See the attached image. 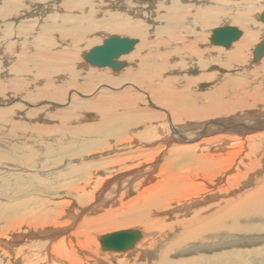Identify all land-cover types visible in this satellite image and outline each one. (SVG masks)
Listing matches in <instances>:
<instances>
[{"label":"bare ground","instance_id":"obj_1","mask_svg":"<svg viewBox=\"0 0 264 264\" xmlns=\"http://www.w3.org/2000/svg\"><path fill=\"white\" fill-rule=\"evenodd\" d=\"M43 1L32 3L31 11L35 10L36 14H41L45 9H50L52 4L47 0ZM115 1L88 0L82 4L79 0H71L76 9L73 11L74 15L64 20L63 17L60 18L62 22L56 25L44 23L41 26L43 31L36 34L38 42L35 43L33 38L36 50L33 54L30 53V62L35 67H29L27 59L20 57L22 54L18 55L20 60L22 59L16 64L18 68L15 69L17 66L11 65L10 70L16 74L19 85L25 81L18 77V73L36 68L39 75L43 76L40 79L42 87H39L32 97L28 96L32 101L28 104L33 107L43 103L40 109H46L43 114H40L42 111L33 112L35 117L32 119L31 131L37 139L24 138L22 134H18L16 122L0 125V187L16 189L14 187L18 185L34 182L38 192L48 191L49 185L54 184L46 180L49 170L42 166H55V163L68 159L73 161L70 155L90 157V151L93 150L99 154L108 151L109 154V150L118 145L117 141L127 138L128 140L125 141L126 149L120 147L121 150H116L114 157L113 154L106 155V159L101 162L88 165L82 162L79 166L70 161L66 162L63 165L65 168L54 174L60 187L66 191L42 201L40 207L34 208L30 201L18 203L20 199L17 200L16 197L7 204L0 201V204L6 207L0 209V218H7L4 233H0V264H108L109 258H112L115 264H218L222 254L233 252L236 257L245 252L233 248L232 251L230 248L211 257L196 252L189 256L180 253L200 250L203 246L217 247L216 242L224 244V241H228L230 246L246 245L259 237L256 235L257 237L244 238L245 235L238 236L235 233L243 229L241 232L258 231V224H241V221L252 223L256 221H252L254 218L264 217V53L258 60L252 58L251 61L249 52L251 49L253 55L256 46L264 44V41H261L256 46L253 45L257 38L264 37V30L263 34L258 33L259 29L254 30L255 21L257 18L260 20L263 12L264 0H240L237 4H231L230 0H168L170 9L166 14H162V20L150 19L149 12L148 20L142 16L138 19L142 8L138 9L141 6L136 4L151 0H119L123 2L120 6L125 10L119 9L116 13H109L105 7L119 6ZM227 1V5L221 3ZM61 4L63 6V3ZM162 7L161 4L159 8ZM222 9L231 10L227 13L229 17L226 20L230 22L229 26L235 24L241 28L238 29L241 32L239 37L230 48L228 47L229 50H218L216 46L209 44L208 38L205 40V32H197V35L203 36L199 37L194 34L193 28H184L196 23L197 30L204 31L205 28L217 24L222 16ZM256 11L260 12L254 15ZM31 18L34 19L33 16ZM156 20H160L158 25L162 23V26L151 23ZM32 22L29 25L24 23V27L35 25V21ZM224 26L227 25L216 26L214 29ZM181 31L183 35L179 34ZM107 32L129 35L137 41L131 51L123 54L128 55L124 56L127 58L121 55L116 59L125 63L122 73L120 70L117 72L118 77L107 74L105 70L96 73L97 70H91V67L88 68L84 63L91 47L95 43H101ZM21 34L23 32L15 35ZM211 34L212 31L208 33V37ZM30 36L33 34L24 32L26 39L22 43L23 52L33 50ZM56 42L58 44H55ZM81 47H86L88 51L83 52ZM209 47H212L211 50ZM179 54L185 55L183 63L180 62V57L174 56ZM172 60L176 65L171 64ZM187 66L194 67L186 71ZM79 71L82 72L81 78L74 76L75 72L78 75ZM61 72L67 75L55 76ZM93 74L97 77L95 84L90 80ZM166 74L168 77H164ZM5 75L8 77L4 80L11 84V76L4 71L0 73L1 79ZM86 78H89V81ZM58 82H63L67 88H59ZM41 83H38L39 86ZM103 84L113 87H108L111 90H107L104 88L107 86ZM196 84L197 89L201 91L188 88ZM19 85L13 86L14 89L20 88ZM160 86L165 88L166 92L160 89ZM139 87L146 93V97H149L145 103L146 107L151 108L142 107L140 102L146 99L143 100L144 96L134 93L132 89L139 90ZM116 89L118 91H112ZM63 92H68V112L63 108L53 107L58 105L55 101H60V104L64 102ZM74 92L82 94L79 97ZM1 93L2 103L15 97L8 92ZM235 95H238L236 100ZM150 98L158 105V110H164L166 115L170 114L184 125L172 127L171 134L167 135L162 129L163 122L145 123L150 116L162 117L161 113L152 110L155 105ZM48 108L59 110L55 114L57 117L69 116L70 121L79 117L80 120H66L65 124L62 123L54 130L51 125L54 121L46 118ZM5 120L8 122L9 118ZM180 129L194 131L183 134ZM130 132L132 136L128 134ZM196 137H201V142L193 148L187 146L183 151L186 145L181 143ZM6 140L12 143L7 145L14 146L17 150L12 148L10 153H7V145L4 143ZM140 142L161 145L156 150V146L150 147L154 151L147 150L148 153L143 152V149H134L136 152H133V156H143L145 161L134 163L124 171V164H128L125 161L131 162L133 156L127 160L122 151L136 148L131 146L132 144L142 145ZM75 146L80 149L73 150ZM3 160L18 162L20 165L13 167L22 177L3 175ZM35 164L42 174H33ZM87 167H93V171L88 172ZM52 171L56 172L55 169ZM65 172L66 176L75 177L77 174H89V181H74L72 184L76 188H71L70 180L66 181L62 176ZM22 189L27 190L25 187ZM19 193L23 195L22 191ZM64 216L71 220V224L66 223L68 227L64 223L62 227H46L47 223L54 225ZM134 225L140 228L125 229L140 231V238L133 248L107 249L108 251L103 249L102 237L115 236L116 233L108 231L105 234L106 230ZM74 226L80 228V236H84L83 242L90 247L84 256L75 254V249L68 246L71 241L68 237L64 238L71 235L70 229ZM259 239L264 240V237ZM251 250L255 253L264 251L260 246Z\"/></svg>","mask_w":264,"mask_h":264},{"label":"rangeland","instance_id":"obj_2","mask_svg":"<svg viewBox=\"0 0 264 264\" xmlns=\"http://www.w3.org/2000/svg\"><path fill=\"white\" fill-rule=\"evenodd\" d=\"M6 1V2H5ZM15 1V2H14ZM42 1L43 0H35L34 2H31V1H25V0H0V11H4L5 12V14H4V12L2 13H0V17H1V20H0V53L2 54H0V56H1V58H0V73H3V71L5 72V74H8L9 76H11V84L10 83H8L7 84V82L8 81H6V80H4V79H7V77L8 76H4V78H2L1 79V77H0V93L1 92H4V93H10L11 95H13V96H15L14 98H11V100L10 101H8V102H6V103H2L1 101H0V110H3V111H0V125L1 126H3V124L2 123H5V124H7V125H11L12 123H15V126H16V128H17V131H18V134H22V136L24 137V138H32V139H37V137H36V135L31 131V129H32V127H33V120L32 119H34V117H35V114L34 113H37V112H39V111H42L40 114H43V111L45 112V109H43V108H41L40 109V107H43V103H41V104H39V105H37V106H33V107H31L29 104H28V102L29 103H31L32 101H30L29 100V97H32L33 95H34V93H35V91H37L38 89H40L41 87H42V83L40 82L41 80V78L43 77V76H41V75H39L40 73H39V71L36 69V68H32L29 72L28 71H25L24 73L22 72V73H18L19 75H18V77L21 79H24V81L25 82H22V84L21 85H19L20 84V82L16 79L17 77H16V74L14 75V73L10 70L12 67H11V65H16V64H18L19 63V61L21 62V60L23 59V57H25L27 60L26 61H28V62H26L27 64H29V67H35V65L32 63V62H30V56L35 52V50H36V45H34L36 42H38V39H37V37H36V34L38 35V34H40V32H42L43 30H42V25L44 24V23H52V24H55L56 25V23H61L62 22V20H64V19H66L68 16H71V15H74V13H73V11H75L76 9H74L75 7H73V4H72V2H71V0H47L48 2H50L52 5L49 7L50 9H45L44 10V12L43 13H41V14H36V11L35 10H33V11H31V6H32V3L33 4H38V3H42ZM80 2L82 1V0H79ZM85 1H88V0H83L81 3L83 4V2H85ZM93 1V0H92ZM153 1V2H152ZM237 1H239L240 2V0H230V2H231V4H237L238 2ZM3 2V3H2ZM44 2V1H43ZM53 2V3H52ZM67 2V3H66ZM71 2V3H70ZM225 2V1H224ZM12 3V4H11ZM61 3H63V6H62V4ZM115 4H117V3H119V6L117 5V6H108L107 8L105 7V9L109 12V13H116V12H118V10L120 9V10H122V11H124L125 10V8H123L122 6H120V4H122L123 2L121 1H119V0H116L115 2H114ZM156 3V4H155ZM170 2L168 1V0H151V1H146V2H141V4L139 3V4H136V6L137 5H139V6H141V7H138V9L139 8H142V9H140V11H139V14L140 15H138V19H140V16H142L143 17V19H147L148 20V12H149V17H150V19H154V18H158V19H161L162 20V14H166L168 11H169V7H168V4H169ZM222 4H225V5H227L228 4V1H227V3H223V2H221ZM7 4H9L8 6H7ZM155 4V5H154ZM158 4V5H157ZM162 4L163 5V7L162 8H159V6ZM19 5V7H17V6ZM70 5V6H69ZM165 5V6H164ZM15 6V7H14ZM67 8H66V7ZM87 6V5H86ZM136 6H134V7H136ZM156 6V7H155ZM69 7L71 8L72 7V9H69ZM148 7V8H147ZM2 8H3V10H2ZM9 8H11V9H9ZM27 8V9H26ZM59 8V9H58ZM165 8H167V9H165ZM14 9V10H13ZM65 9V10H64ZM71 10V11H69V10ZM149 9V10H148ZM154 9V10H153ZM164 9V10H163ZM18 10V11H17ZM48 10V11H47ZM53 10V11H52ZM56 10V11H55ZM110 10V11H109ZM156 10V11H155ZM28 11V12H27ZM60 11V12H59ZM158 11V12H157ZM190 11H192V10H190ZM59 12V13H58ZM70 12H72V13H70ZM159 13V15L157 16V13ZM222 16H220V20H218V22H217V24H214V25H212V26H210V27H208V28H205L206 30H204V31H198L197 30V26H198V24H196V23H191V24H189L188 25V27L186 26V27H184V28H187V29H192L193 31H194V34L195 35H197L196 33L198 32H200V33H202V32H205V40L208 38V41H209V44H211V45H213V46H216V48L218 49V50H229V48H225V47H223V46H218V45H214L213 43H211V41H210V37H208V33H211V31L217 26V27H219V26H222V25H229L230 24V22H228V21H226V20H228V18L227 17H229V15L227 14V13H229V12H231V10H228V9H225V10H223L222 9ZM260 12V11H259ZM258 11H256L255 13H254V15L255 14H257V13H259ZM23 13V14H22ZM48 13V14H47ZM60 13H61V16H60ZM67 13H69V14H67ZM11 14V15H10ZM15 14V16H12V15H14ZM18 14V16H16ZM25 14V15H24ZM65 14V15H64ZM188 15H191V13H187ZM3 15V16H2ZM4 15H6V16H4ZM20 15V16H19ZM35 15V16H34ZM43 15V16H42ZM152 15V16H151ZM228 15V16H227ZM33 16V18L34 19H32L31 17ZM49 16V17H48ZM52 16H53V18H52ZM60 16V17H59ZM104 16V15H103ZM154 16V17H153ZM3 17H4V19H3ZM14 17H18V19L16 20ZM23 17V18H22ZM62 17H63V19H62ZM98 18H101V16H97ZM221 17H223L222 19H221ZM11 18V19H10ZM20 18H22V19H20ZM37 20H36V19ZM49 18V19H48ZM56 18H57V20H56ZM62 20H61V19ZM9 19V20H8ZM27 19V20H26ZM46 21H45V20ZM55 19V20H54ZM32 20H33V22H32ZM222 20V21H221ZM11 21V22H10ZM16 21L18 22V23H16ZM27 21V22H26ZM29 21H31L32 23H34V21H35V25H33V24H31L29 27L27 26H25L24 27V23L26 24V25H29L31 22H29ZM38 21H39V23H38ZM51 21V22H50ZM157 21V22H156ZM156 21H151V23L153 24H156L157 26H162V23L160 24V25H158L159 23H160V20H156ZM7 22V23H6ZM13 22V23H12ZM256 23H255V27H254V30H260V28H261V30L259 31L258 30V33L260 32V34L262 33V31L264 30V23L263 22H261L258 18L256 19V21H255ZM9 23V24H8ZM224 23V24H223ZM12 24V25H11ZM196 24V25H195ZM2 25V26H1ZM8 25V26H7ZM232 26H234V27H236L237 29H241V28H239V26H237V25H235V24H231ZM3 26H5V27H3ZM17 27V28H16ZM19 28V29H18ZM24 28V29H23ZM30 29V30H29ZM209 29H211L210 31H209ZM2 30V31H1ZM24 30V31H23ZM42 30V31H41ZM200 30V29H199ZM7 31V32H6ZM55 31V30H54ZM54 31H51V32H54ZM13 32V33H12ZM19 32H23V34H21V35H18V36H16L15 34H17V33H19ZM24 32L26 33V32H28V33H30L31 35L33 34V36H30L29 37V40L30 41H32L33 40V38H34V42L32 41V44H33V50H31V51H29V52H23L22 51V43L24 42V39H26V38H24ZM208 32V33H207ZM243 32V31H242ZM175 33H178V31H175ZM179 34H181V35H183V32L181 31ZM263 34V33H262ZM23 35V41H22V38H21V36ZM111 35H118V36H126V37H132V36H129V35H120V34H118L117 32H107L106 34H105V36L103 37V41H104V39H106L107 37H109V36H111ZM197 36H199V37H203L202 35H200V34H198ZM25 37H26V35H25ZM36 37V38H35ZM54 37V36H53ZM20 39V41H19V39ZM136 38V37H135ZM139 38V37H138ZM9 39V40H8ZM97 39V38H96ZM138 40V39H137ZM22 41V42H21ZM103 41L101 42V43H95L94 44V46H96V45H99V44H102L103 43ZM261 41H264V37H262V38H257V40L253 43V45L254 46H256L258 43H260ZM10 42V43H9ZM18 42H19V45H18ZM178 43H179V41H177ZM11 44V45H10ZM55 44H58L57 42L55 43ZM232 44V43H231ZM230 44V45H231ZM7 47H6V46ZM15 45V46H14ZM9 46V47H8ZM18 46V47H17ZM93 46V47H94ZM11 47V48H10ZM24 47H26V45L24 46ZM91 47V46H90ZM93 47H91V48H93ZM10 48V49H9ZM90 48V49H91ZM211 48L212 47H209V50H211ZM252 48V47H251ZM81 49H82V51L84 52H87L88 51V49H86V47H81ZM89 49V50H90ZM9 50V51H8ZM10 50H13V51H10ZM14 50H16V51H14ZM18 50V51H17ZM65 50V49H64ZM63 50V51H64ZM19 51L21 52V53H19ZM11 52V53H10ZM249 52H251V61H252V58H253V55H252V50L250 49L249 50ZM30 53H32V54H30ZM19 54H22V55H20V57L22 58L21 60H20V57L18 56ZM24 54V55H23ZM28 54V55H27ZM30 54V55H29ZM124 56H128V55H123L122 57L123 58H127V57H124ZM132 56H134V55H132ZM175 57H180L181 58V63H183V59L185 58V55H183V54H179V55H174ZM3 57V58H2ZM8 57H10V58H8ZM18 58V59H17ZM13 59H15V60H13ZM16 59L18 60V62L16 61ZM131 59H134L133 57H131ZM6 60V61H5ZM254 62V61H253ZM12 63V64H11ZM81 63H82V61H81ZM84 63L88 66V68H90L91 70H97L96 71V73L97 72H104V70H105V72L107 73V74H111L112 76H119L118 75V71H113L110 67L108 68V66H106V67H98V66H94V65H92V64H90V63H88L87 62V60H86V58H84ZM2 64V65H1ZM31 64V65H30ZM171 64L172 65H176V62L174 61V60H172L171 61ZM216 64H218V63H216ZM17 66V65H16ZM28 66V65H27ZM10 67V68H9ZM93 67V68H92ZM194 66H187L186 68H185V70L186 71H188L189 69H192ZM208 67V66H207ZM207 67H205V69L204 70H206L207 69ZM8 68V69H7ZM18 68V66L17 67H15V69H17ZM28 68V67H27ZM97 68V69H96ZM98 68H99V70H98ZM188 68V69H187ZM5 69V70H4ZM171 68H168V70H170ZM123 69H120V73H122L121 71H122ZM111 71V72H110ZM9 72V73H8ZM205 72H207V71H205ZM13 73V74H12ZM16 73V72H15ZM27 73V74H26ZM35 73V74H34ZM82 73V72H81ZM80 73V71H79V73H78V75H77V72H75V74H74V76H78L77 78H81L82 77V74ZM95 73V74H96ZM185 73V72H184ZM24 74V75H23ZM64 74V75H63ZM65 74L66 73H63V72H61V73H58L57 75H55V76H65ZM95 74H93L94 75V78H93V75H91L92 77H91V83L92 84H95L96 83V75ZM67 75V74H66ZM79 75H80V77H79ZM172 75V74H171ZM29 76V77H28ZM36 76V77H35ZM173 77H174V75H172ZM189 76H192V75H189ZM32 77V78H31ZM164 77H168V74H166ZM77 78L75 79V81L74 82H76V80H77ZM28 80L30 81V82H28ZM35 82H34V81ZM86 80L87 81H89V78H86ZM67 81H69V79H67ZM32 82V83H31ZM34 82V83H33ZM28 83V84H27ZM41 83V85L39 86V84ZM61 83V84H60ZM202 83H204V82H202ZM7 85V87H6V85ZM25 84V85H24ZM60 84V85H59ZM63 84V82H58V87L59 88H67V86L66 85H62ZM2 85V86H1ZM12 85V86H11ZM20 86V88L19 87H17L16 88V90L14 89L16 86ZM28 85V86H27ZM31 85V86H30ZM104 86H107V87H104L105 89H109V88H112L113 86L112 85H110V84H103ZM160 85H162V84H160ZM13 86H15V87H13ZM23 86V87H22ZM34 86V87H33ZM38 86V87H37ZM62 86V87H61ZM10 87V88H9ZM12 87V88H11ZM22 87V88H21ZM26 87V88H25ZM40 87V88H39ZM109 87V88H108ZM194 87V88H193ZM2 88V89H1ZM5 88V89H4ZM24 88V89H23ZM28 88H30V89H28ZM69 88V87H68ZM188 88H191V90L192 91H196V90H198L197 89V84L196 85H194V86H192V87H188ZM14 89V90H13ZM35 89V90H34ZM133 89V91H134V93H136V94H141L142 96H144V99L143 100H145L146 99V101H141L140 103L142 104V107H145V108H151V106H149V107H146V105H145V103H147L148 101H147V98H149V97H146V93L144 92V91H142L141 90V87H139V90H137L138 88H132ZM160 89H162L164 92H166V90H165V88H163L162 86H160ZM8 90V91H7ZM22 90V91H21ZM24 90V91H23ZM109 90H111V89H109ZM168 90V89H167ZM19 91H21V94L19 93ZM25 91H26V93H25ZM112 91H118V89H116V90H112ZM198 91H201L200 89L198 90ZM16 92V93H15ZM33 92V94H31ZM27 94V96L25 97V94ZM29 93V94H28ZM75 94H77L79 97L81 96L80 94H82V92H79V93H77V92H74ZM15 94V95H14ZM17 94H18V96H17ZM24 94V95H23ZM63 94H64V102L62 103V104H60L61 102L60 101H55V102H57L58 103V105L57 106H53V107H55V108H63V110H65L66 112H68V108H69V106H70V100L68 101V97H67V95H68V92L67 93H64L63 92ZM29 96V97H28ZM21 97V98H20ZM25 97V98H24ZM28 97V98H27ZM16 98V99H15ZM27 98V99H26ZM21 99L23 100V101H25V105L23 106V101H21ZM26 99V100H25ZM151 99V98H150ZM236 99H238V95H235V100ZM0 100H3V94L1 93L0 94ZM44 100V99H43ZM153 99H151V101H152ZM4 101H6V100H4ZM230 101H232V100H230ZM153 102V101H152ZM4 104H5V106H4ZM153 104L155 105V107H157V108H155V107H152V110L154 111V112H157L158 114H160L161 113V115H162V117H160V115H155V116H153V117H149V118H147V120L148 121H145V123L147 122V123H152V124H157V122H163V125H162V129L164 130V133H166L167 135H170L171 134V131H172V127H174V128H177L179 125H182L183 123H180L181 121L180 120H176L174 117H172L170 114L169 115H166L165 114V111L164 110H158V105L157 104H155L154 102H153ZM19 107H18V106ZM29 105V106H28ZM18 107V108H17ZM22 107V109L20 110L19 108H21ZM39 107V108H38ZM36 108V109H35ZM16 109V110H15ZM49 109V110H48ZM47 110H48V112H47V110H46V112H47V114H46V118H51L53 121H54V123H52L51 125L53 126V128H55L54 130H56V129H58L60 126H61V124L62 123H64L66 120L67 121H70L69 119H68V117L69 116H66L67 117V119H66V117L65 118H63V117H57L55 114H56V112H59V110H56V109H50V108H48ZM121 109H122V107H121ZM120 109V110H121ZM24 110H25V112H24ZM28 110H30V111H32V112H30V111H28ZM56 110V111H55ZM12 111V112H11ZM51 111H53V112H51ZM27 112H29V113H27ZM34 112V113H33ZM21 113V114H20ZM19 114V115H18ZM45 114L43 115V116H45ZM49 114V117H47V115ZM19 117H18V116ZM23 115V116H22ZM29 115H31V116H29ZM54 115V116H53ZM11 116H12V118H11ZM26 116V117H25ZM29 116V117H28ZM52 116H53V118H52ZM21 117V118H20ZM33 117V118H32ZM5 118H9V121L8 122H6V120H5ZM69 118H71V117H69ZM21 119V120H20ZM27 119V120H26ZM62 119H63V121H62ZM170 119V120H169ZM174 119V120H173ZM77 120H80L79 119V117H78V119ZM76 120V118H75V120H72V121H70V122H76L77 121ZM150 120V121H149ZM1 121H3V122H1ZM11 121H12V123H11ZM60 121V122H59ZM178 121H180V122H178ZM206 122H208V121H206ZM42 123V122H41ZM175 124V125H172V124ZM65 124V123H64ZM67 124V123H66ZM43 125V124H42ZM184 125V124H183ZM117 126V125H116ZM116 126H114V127H116ZM120 130V129H119ZM181 130V129H180ZM182 131V130H181ZM192 131H194V129H192V130H183L182 132H183V134H189L190 132H192ZM118 132V131H117ZM121 132H122V130H121ZM127 133V132H126ZM130 136H132V132H130V133H128ZM120 135V134H119ZM122 140V139H121ZM117 141V146H115V147H113L112 148V150H109V154H108V151L106 152V153H100L99 154V152H96L95 153V151L93 150V151H90L91 153V155H90V157H87V156H89V155H70V158H72L73 159V161H70V159H68V160H64V161H62V162H60V163H55V166L53 165V166H51V164H49V165H47V166H42L43 168H45V169H48L49 171H48V173H47V178H46V180H49V182H50V184H54V185H49V190L48 191H45V192H42V193H40V192H38L37 190H36V184L34 183V182H32V183H24V184H21V185H18V186H16V187H14V188H16V189H4V188H2V186L0 187V201H2L4 204H7V202H9V201H11V200H15V197L17 198V200L18 199H20L19 201H18V203L19 202H22V201H30L31 202V204H32V206L34 207V208H37V207H40L41 206V203H42V201H45V200H48L49 198H51V197H56V196H58L59 194H62L64 191H66V189L65 188H61L60 187V185L58 184V182L56 181V178H55V176H54V174H56L59 170H63L64 168H65V166H63L66 162H69L70 161V163L71 162H73L74 164H76V165H80L82 162H84V163H86L87 165L88 164H92V163H98V162H101V161H103V160H105L106 158H105V156L107 155V156H112V154H113V156L112 157H114L115 155L114 154H117L116 153V150H121V148L120 147H122V148H124V149H126V142L125 141H127L128 140V138L126 139V140H122V141ZM7 142V143H6ZM201 142V137H196V138H194V139H192V140H184L181 144H183V145H186V147L185 148H183V151L187 148V146H191L192 148L194 147V146H196L198 143H200ZM4 143H5V145H7V144H12L11 142H9V141H4ZM140 143H142V142H140ZM176 144H178L177 142H175ZM145 144V145H144ZM156 144V145H155ZM149 145V146H148ZM159 145H161V143H159ZM158 145V143H154V144H150V143H142V145H135V144H132L131 146H134V147H136V148H130L129 149V151H122L123 153H125L124 154V157H125V159H129V158H131L132 156H133V152H136L137 150L136 149H138V150H141V149H143V150H145V151H143V152H146V153H148V152H151V151H154V149L156 150V148L158 149V147H160ZM37 146L38 147H40V144L39 143H37ZM86 146V145H85ZM124 146V147H123ZM130 146V145H129ZM129 146H127V147H129ZM144 146H146V147H144ZM147 146L150 148H153L154 146H156V147H154V149L153 150H151V148L150 149H148L147 148ZM82 147H84V146H82ZM144 147V148H143ZM12 148H14V149H16L14 146H10V145H7L6 146V151H7V153H10V150L12 149ZM140 148V149H139ZM145 148H147V149H145ZM42 149V148H41ZM80 149V147L79 146H75V148L73 149V150H75V151H77V150H79ZM136 150V151H133V150ZM17 150V149H16ZM43 150V149H42ZM72 150V151H73ZM132 150V151H131ZM147 150H149L148 152H147ZM103 151H106V150H103ZM102 151V152H103ZM115 151V152H114ZM87 152V151H86ZM111 152V153H110ZM61 153L62 152H60V155H61ZM59 154V153H58ZM103 154V155H102ZM120 154H122V153H120ZM73 156V157H72ZM148 156V155H147ZM82 157V158H81ZM144 158V159H143ZM83 160V161H82ZM4 161V163H3V165H2V167H3V169H2V171H4L3 172V175H8V174H13V175H17V176H21L22 177V174L20 173V172H18L14 167H17V166H19L20 164L18 163V162H11L10 160H3ZM143 161H145V157H143V156H139V157H135V156H133V159H132V161L131 162H129V160L128 161H125L126 163H128V164H124V166H123V170L124 171H126L127 169H129V168H131L132 167V164H134V163H139L140 164V162H143ZM69 163V164H70ZM118 165H120V164H118ZM14 166V167H13ZM126 166V167H125ZM63 167V168H62ZM51 168H52V170L53 169H55V171L56 172H53L52 170H51ZM57 168H60V169H57ZM33 169H34V172H33V174H42L41 172H39L38 170H39V167H38V165H34V167H33ZM93 167H91V168H88L87 167V170H88V172H92L93 170ZM50 172V173H49ZM53 173V174H52ZM66 172L64 173V174H62V176H63V178L64 179H66V181L67 180H70V187L71 188H76V187H73V184L72 183H74V181H82L83 179L84 180H86V181H89V174H86V173H82L81 175H79L78 176V174H77V177H75L74 175H69V176H66ZM73 176V177H72ZM81 176V177H80ZM72 177V178H71ZM79 179V180H78ZM83 180V181H84ZM21 182H23V180L21 181ZM83 184V183H82ZM27 188V190H28V192L26 193V191L24 190V189H22V188ZM14 190V191H13ZM68 190V189H67ZM19 191H22V193H23V195H20L21 193H19ZM24 191V192H23ZM71 191V190H70ZM69 197H66V199H68ZM60 199H56V201H59ZM88 206H90L89 204H88ZM1 208H6L5 207V205H3V204H0V209ZM65 219V220H64ZM254 220H256L255 222H247V221H241V224H258L257 225V228H259V230L258 231H251V232H241V231H243V230H241V231H238L237 233H235L236 235H245L244 236V238H248V237H251V236H256V235H259V237H264V217H257V218H254L252 221H254ZM257 220H259V221H257ZM79 221V220H78ZM68 222V223H67ZM263 222V223H262ZM71 224V220L69 219V218H67V217H61V218H59V221H58V223H56V224H54L53 225V223H47V226L46 227H49V228H53V227H62L64 224ZM262 223V226L260 225ZM6 224H7V218H0V233H4V228H5V226H6ZM50 224V225H49ZM66 224V227H68V225ZM52 225V226H51ZM138 225H134V227H124V228H114V229H110V230H106V232H104L105 234L108 232V231H110V232H108V233H113V232H115V231H121V230H125V229H130V228H140V227H137ZM263 230H262V229ZM46 229H48V228H46ZM45 229V230H46ZM70 230H72V232H71V235H68V236H66V237H64V238H66L67 239V237H68V240H70L71 242H70V244H69V242H68V246H70V247H73L74 249H75V254H77L78 256H79V254H80V256H84L85 255V253H87L88 251V249L90 248L89 246H88V244H86L85 242H83V237L84 236H80L81 235V233H80V228L78 227L77 228V226L75 227L74 226V228H71ZM111 230H113V231H111ZM98 232V231H97ZM65 235V234H64ZM257 237V236H256ZM259 237H257L256 238V240L255 241H253L252 243H247L246 245H234V246H230V244L228 243V241H224V244H222L223 242H221V244H222V246L220 247V243H218V242H216L217 243V247H215V246H213V247H205V246H203V247H201L200 248V250H195V251H192V252H189V253H180L181 255H184V256H189L190 254H203L204 256H206V257H211L212 255H220L221 253H223V252H225V251H228V250H230V248H231V250H232V248L234 249V250H238V251H243V255H245V256H243V255H241V256H239V254L235 257V256H233V252H230V253H225V254H222L221 255V258H220V260H219V263L218 264H264V251H262V252H257V253H255V252H253V250H251V248L252 249H255V248H258L259 246L261 247V248H263L264 249V240H261V239H259ZM79 239V240H78ZM78 241V242H77ZM223 241V240H222ZM92 243H94L93 241H92ZM215 243V244H216ZM219 244V245H218ZM85 245V246H84ZM74 246H76V247H74ZM82 246V247H81ZM219 246V247H218ZM237 246V247H236ZM241 246V247H240ZM51 247V246H50ZM85 247V248H84ZM101 247V246H100ZM205 247V248H204ZM215 247V248H214ZM224 247V248H223ZM82 248V249H81ZM102 248V247H101ZM240 248L242 249V250H240ZM81 249V250H80ZM84 249V250H83ZM204 249V250H203ZM210 249V250H209ZM244 249H246L245 251H244ZM234 250H232V251H234ZM106 251H108V250H106ZM202 251V252H201ZM80 252V253H79ZM114 252V251H113ZM194 252V253H193ZM196 252V253H195ZM246 253H248V254H246ZM251 253H255V254H251ZM199 254V255H200ZM208 255V256H207ZM227 256V257H226ZM229 256H231V257H229ZM239 256V257H238ZM108 264H115V261L112 259V258H109L108 259Z\"/></svg>","mask_w":264,"mask_h":264},{"label":"water","instance_id":"obj_3","mask_svg":"<svg viewBox=\"0 0 264 264\" xmlns=\"http://www.w3.org/2000/svg\"><path fill=\"white\" fill-rule=\"evenodd\" d=\"M261 22L264 23V9L260 15ZM240 31L233 26H224L220 29L212 30L211 43L228 48L240 35ZM137 41L132 38L119 37L112 35L103 44L93 47L86 56L89 63L100 66L110 67L113 71H119L124 67V62L116 60L119 56L131 51ZM264 53V44L256 46L253 60H258ZM115 236H105L101 239L103 249L107 250H127L134 247L135 242L140 238V231L134 232L115 231Z\"/></svg>","mask_w":264,"mask_h":264}]
</instances>
